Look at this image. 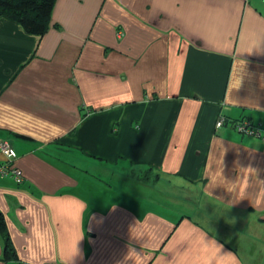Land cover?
I'll list each match as a JSON object with an SVG mask.
<instances>
[{
	"label": "crops",
	"instance_id": "0c3cea01",
	"mask_svg": "<svg viewBox=\"0 0 264 264\" xmlns=\"http://www.w3.org/2000/svg\"><path fill=\"white\" fill-rule=\"evenodd\" d=\"M242 118L264 128V0H56L44 35L0 18V141L25 176L0 175V264H264L238 255L264 243Z\"/></svg>",
	"mask_w": 264,
	"mask_h": 264
},
{
	"label": "trees",
	"instance_id": "16d2710c",
	"mask_svg": "<svg viewBox=\"0 0 264 264\" xmlns=\"http://www.w3.org/2000/svg\"><path fill=\"white\" fill-rule=\"evenodd\" d=\"M55 4L56 0H0V18L13 19L19 22L28 33L44 35L50 27ZM153 172V168L149 167L142 177L149 179L159 176L158 174L153 176ZM0 231H3L5 236L4 257H17L16 247L1 212Z\"/></svg>",
	"mask_w": 264,
	"mask_h": 264
},
{
	"label": "built area",
	"instance_id": "2783aa9c",
	"mask_svg": "<svg viewBox=\"0 0 264 264\" xmlns=\"http://www.w3.org/2000/svg\"><path fill=\"white\" fill-rule=\"evenodd\" d=\"M227 122L226 117H221L217 122V127L223 126ZM234 127L239 132L246 135H253L260 137L264 140V128L254 123L249 118H242L239 120H234ZM0 150L6 157V160L0 163V175L2 176H10L16 182L21 183L24 181L25 176L23 170L15 164L14 158L16 156V152L8 140L0 141ZM56 264H65L64 262H57Z\"/></svg>",
	"mask_w": 264,
	"mask_h": 264
},
{
	"label": "rangeland",
	"instance_id": "374dc122",
	"mask_svg": "<svg viewBox=\"0 0 264 264\" xmlns=\"http://www.w3.org/2000/svg\"><path fill=\"white\" fill-rule=\"evenodd\" d=\"M104 178L107 181H114V182H116V184L118 185V187H121L120 182H118L116 179L113 178L114 180H112V178L110 176H104ZM238 241H240V243H241V247H240V250L238 252V255L240 257L260 259L261 257L258 258V255L257 254H260V255H263L264 256V250L262 251V249H264V243H260V242H252V243H250L249 242V239L247 241H245L244 239L243 240H238ZM258 245H260L261 249L256 250V247Z\"/></svg>",
	"mask_w": 264,
	"mask_h": 264
}]
</instances>
